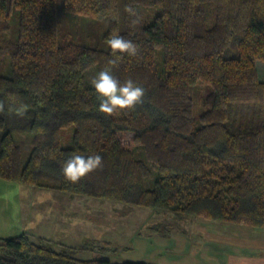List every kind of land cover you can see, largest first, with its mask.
Returning <instances> with one entry per match:
<instances>
[{"label":"trees","instance_id":"obj_1","mask_svg":"<svg viewBox=\"0 0 264 264\" xmlns=\"http://www.w3.org/2000/svg\"><path fill=\"white\" fill-rule=\"evenodd\" d=\"M125 5L162 10L132 28ZM14 9L18 36L0 44V57L10 58L9 73L0 74V179L264 227V79L256 65L264 61V0H0V34L10 33ZM63 12L96 19L100 43L61 42ZM114 33L139 56L123 54L112 74L145 97L109 117L98 111L91 81L112 58L106 41ZM199 82L207 92L196 117L191 89ZM19 103L23 115L9 111ZM22 133L31 135L26 161ZM73 153L101 155L102 169L67 181L62 166ZM51 242L26 232L4 238L0 264H152L81 259L72 253L87 243L58 251Z\"/></svg>","mask_w":264,"mask_h":264},{"label":"rangeland","instance_id":"obj_2","mask_svg":"<svg viewBox=\"0 0 264 264\" xmlns=\"http://www.w3.org/2000/svg\"><path fill=\"white\" fill-rule=\"evenodd\" d=\"M135 9L144 22H150L162 7L136 5ZM18 25L19 10L14 9L10 33L0 34V44L4 39L17 38ZM59 30L61 42L75 40L88 45L100 43L98 21L90 16L63 12L60 14ZM256 65L261 78H264V61L258 60ZM9 71V56L0 57V74H8ZM206 92V85L201 82L191 89L196 117L201 112ZM71 134L72 130L64 131L65 146ZM131 137V134L120 136L124 143H129ZM16 138L22 147V159L26 161L30 154L31 135L22 133ZM136 154L143 156V151L137 150ZM154 176L147 180L148 186H152ZM216 225L236 224L0 179V230L3 235L10 237L26 230L34 242H39L41 237L50 239L52 242L49 244L58 251H71L68 247L87 243V249L72 253L81 259L152 264L248 263L250 259H234L235 255L230 257L221 249L224 248V238H238L239 234L215 231L213 227ZM254 229L258 233L264 231V227ZM95 239L100 242L94 246L93 242H97ZM213 244L215 247L219 245L220 249L215 254H209L208 248Z\"/></svg>","mask_w":264,"mask_h":264},{"label":"clouds","instance_id":"obj_3","mask_svg":"<svg viewBox=\"0 0 264 264\" xmlns=\"http://www.w3.org/2000/svg\"><path fill=\"white\" fill-rule=\"evenodd\" d=\"M124 12L130 18V27L135 28L140 23L139 15L132 5H125ZM111 49L112 58L108 59L106 66L92 79L91 84L99 101L98 111L106 116H117L124 111H133L138 105L144 103L145 89L136 85L131 79L123 84L112 74L113 69L118 67L128 57L138 58L139 48L131 40L125 39L119 34H112L106 41ZM24 105L19 103L9 107V111L15 110L18 115H23ZM5 110V104L0 101V112ZM103 158L99 154L81 155L73 153L62 166L65 179L71 183H78L88 174L102 169Z\"/></svg>","mask_w":264,"mask_h":264},{"label":"crops","instance_id":"obj_4","mask_svg":"<svg viewBox=\"0 0 264 264\" xmlns=\"http://www.w3.org/2000/svg\"><path fill=\"white\" fill-rule=\"evenodd\" d=\"M259 76H260V73H259ZM24 218H26V216ZM235 226H239V227H235ZM213 229L215 231L220 230V231H224L228 233L232 232V233L239 234L238 238L233 239V238L226 237L222 240L224 248H221V249H224L225 252L228 254V256L232 257L233 255H235L234 259H236V257H241V258L245 257L247 259H250L249 262L245 264H264V231L258 233L255 231L254 227L247 225V224L229 225V226L216 225L213 227ZM23 232H26L29 234V232L26 230L22 231L21 233ZM4 238H8V237H6L5 234L3 235V232L1 229L0 230V241ZM95 240L97 241V243L100 242L98 239H95ZM219 249H220L219 245H216L215 247L213 244L212 246H209L208 248V250H210L209 254H215V252L218 251ZM231 263L232 262L230 261L228 263L225 262L224 264H231Z\"/></svg>","mask_w":264,"mask_h":264}]
</instances>
